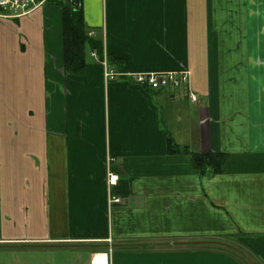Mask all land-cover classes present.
I'll return each mask as SVG.
<instances>
[{
    "label": "crops",
    "instance_id": "obj_1",
    "mask_svg": "<svg viewBox=\"0 0 264 264\" xmlns=\"http://www.w3.org/2000/svg\"><path fill=\"white\" fill-rule=\"evenodd\" d=\"M79 7L124 76L66 73L59 6L0 11V264H264V0ZM185 71L198 103L136 82Z\"/></svg>",
    "mask_w": 264,
    "mask_h": 264
},
{
    "label": "trees",
    "instance_id": "obj_2",
    "mask_svg": "<svg viewBox=\"0 0 264 264\" xmlns=\"http://www.w3.org/2000/svg\"><path fill=\"white\" fill-rule=\"evenodd\" d=\"M80 2L81 0H47V3L57 5L63 11L64 67L66 73L74 75L84 72L89 52L95 54V57H91L98 62H102L104 58L103 42L98 38L97 33L91 35L92 30H89L84 21L82 10L79 7ZM107 60L109 66L112 67L115 61L109 60L108 56ZM116 62L122 63L121 60H116ZM167 143L171 154L190 155L195 169L201 174L221 173L228 158L227 154L222 152L208 154L192 152L186 146L180 147L175 144L170 137Z\"/></svg>",
    "mask_w": 264,
    "mask_h": 264
},
{
    "label": "built area",
    "instance_id": "obj_3",
    "mask_svg": "<svg viewBox=\"0 0 264 264\" xmlns=\"http://www.w3.org/2000/svg\"><path fill=\"white\" fill-rule=\"evenodd\" d=\"M47 0H0V11H11L15 14L14 17L21 15H27L34 8L39 7L44 4ZM92 35V34H91ZM91 56L95 57V54L92 53ZM105 68V77L107 80H114L118 77L124 76L119 73H115L110 69L107 54L104 53L103 61L101 62ZM136 82L139 84L146 85L152 91L160 90H177L183 86L187 87V98L193 102L198 103V95L195 94L190 89V74L188 71L179 72V73H150L138 75L136 77ZM114 177L109 176V184H114ZM121 199L111 198L109 203L115 204L120 203Z\"/></svg>",
    "mask_w": 264,
    "mask_h": 264
},
{
    "label": "rangeland",
    "instance_id": "obj_4",
    "mask_svg": "<svg viewBox=\"0 0 264 264\" xmlns=\"http://www.w3.org/2000/svg\"><path fill=\"white\" fill-rule=\"evenodd\" d=\"M7 12H9V14H12V15H14L15 13L14 12H11V11H7ZM5 103H2V105H4ZM24 103H22V102H17V104H16V106H17V109L18 110H20L19 112H22V111H24L25 110V107H24ZM7 106V105H6ZM8 107H6V110L4 111V113L5 114H8Z\"/></svg>",
    "mask_w": 264,
    "mask_h": 264
},
{
    "label": "bare ground",
    "instance_id": "obj_5",
    "mask_svg": "<svg viewBox=\"0 0 264 264\" xmlns=\"http://www.w3.org/2000/svg\"><path fill=\"white\" fill-rule=\"evenodd\" d=\"M45 3H47V1H46ZM40 6H41V5H40Z\"/></svg>",
    "mask_w": 264,
    "mask_h": 264
}]
</instances>
